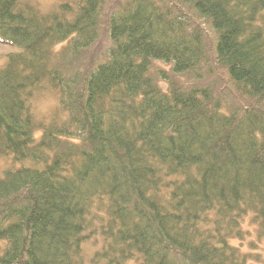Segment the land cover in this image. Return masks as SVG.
<instances>
[{
	"label": "trees",
	"instance_id": "16d2710c",
	"mask_svg": "<svg viewBox=\"0 0 264 264\" xmlns=\"http://www.w3.org/2000/svg\"><path fill=\"white\" fill-rule=\"evenodd\" d=\"M0 42V264L264 263V0H0Z\"/></svg>",
	"mask_w": 264,
	"mask_h": 264
},
{
	"label": "rangeland",
	"instance_id": "374dc122",
	"mask_svg": "<svg viewBox=\"0 0 264 264\" xmlns=\"http://www.w3.org/2000/svg\"><path fill=\"white\" fill-rule=\"evenodd\" d=\"M40 6L43 10L47 11L52 9L54 6H56L59 2L62 0H37ZM20 48L18 46L10 45V44H3L0 42V67L4 65L6 62L7 56L9 53L19 51ZM100 52V50H98ZM56 104V98L52 94H47L46 96L42 97V99L38 100L37 104V111L41 113H47L49 112L53 106ZM21 163L19 162H13L10 159L4 158L0 156V177L2 176V171L9 168H17L20 167ZM249 219H247V222L245 223L246 229L250 230V234L244 239L243 241V250L245 252H257L260 251L262 253V256L264 258V242H260L257 238V229L250 226ZM94 238L91 239L88 243H94ZM236 244H239V241L235 242ZM258 244V246H256ZM90 246L87 244V252L89 251ZM96 248V247H95ZM93 246L91 248L95 249ZM90 250V251H91ZM253 257L255 254L253 253ZM132 264V263H130ZM254 264H264V263H254Z\"/></svg>",
	"mask_w": 264,
	"mask_h": 264
}]
</instances>
